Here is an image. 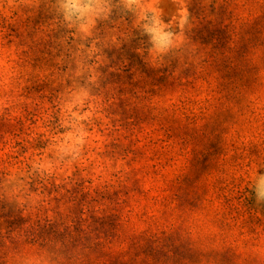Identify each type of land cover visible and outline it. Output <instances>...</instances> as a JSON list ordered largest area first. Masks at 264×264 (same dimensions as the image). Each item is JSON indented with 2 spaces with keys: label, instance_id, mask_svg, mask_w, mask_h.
<instances>
[{
  "label": "clouds",
  "instance_id": "obj_1",
  "mask_svg": "<svg viewBox=\"0 0 264 264\" xmlns=\"http://www.w3.org/2000/svg\"><path fill=\"white\" fill-rule=\"evenodd\" d=\"M50 2L52 26L62 24L75 37L93 34L110 12L102 0ZM176 2L179 15L165 20L158 0H124L150 34L145 65L162 69L176 60L169 73L157 74L166 79L144 74L148 82L132 97L137 112L124 126L119 114L107 112L113 99L94 90L95 65L87 76L83 66L71 74L34 66L28 45L0 29V114L15 123L25 120V106L39 105L35 124L25 120L23 135L0 142V198L15 199L24 218L11 230L0 228V264H104L90 248L39 228L67 219L71 198L85 192L89 200L118 193L101 206L116 218L120 237L174 232L186 243L188 264H264V42L242 39L264 15V0H217L233 13L227 55L242 70L229 88L208 53L189 43L187 4ZM21 6L8 0L4 15ZM65 9L78 12L70 23ZM37 78L61 86L51 100V93L43 101L26 94ZM41 133L46 144L34 147Z\"/></svg>",
  "mask_w": 264,
  "mask_h": 264
},
{
  "label": "rangeland",
  "instance_id": "obj_2",
  "mask_svg": "<svg viewBox=\"0 0 264 264\" xmlns=\"http://www.w3.org/2000/svg\"><path fill=\"white\" fill-rule=\"evenodd\" d=\"M7 2L8 0H0V29L6 28L7 35L14 37L19 45H28L27 55L34 66L53 69L60 74L75 73L83 66L84 76H87V66L95 65L99 87L94 90L102 93L106 99H113L107 107V112L109 115L119 114L122 126L137 112L132 104V97L136 96L138 88L148 82L144 74L166 79V75L157 74L169 73L176 64L173 59L168 68L156 69L145 65L142 53L146 55L144 49L148 46L150 34L136 24V13L125 7L124 0H102L110 5L107 18L96 22L93 34H85L82 37L73 36L72 30L62 24L52 26L53 12L50 11V0H35V7L31 6L32 0H13L22 6L13 10L11 16L4 15L2 5ZM185 2L188 8L185 33L189 43L196 51L208 53L219 72L223 86L229 88L242 73L239 66L227 55L235 27L232 22L233 13L228 11L226 3L217 6V0ZM157 7L165 20L179 15L177 10L180 5L176 0H158ZM62 15L70 23L68 18L74 20L78 12L75 9H65ZM97 15L103 16L104 13L101 10ZM179 23L177 19L170 30L178 31ZM190 24L192 27H189ZM244 38L253 42H264V15L256 18L244 29L242 39ZM93 40L95 49L89 51ZM54 83L55 81L49 78L34 79L26 94L34 100L43 101L45 96L51 93L47 97L51 100L61 87L57 84L53 88ZM38 114L39 105H34L31 110L25 106V120L35 124L33 117ZM25 120L16 118V122L12 123L6 114H0V142L7 143L5 137L8 135H23L26 131ZM116 122L113 120V124ZM42 137V133L36 137L34 147H43L46 144ZM19 143L17 141L18 145ZM78 183L83 185L84 181L80 180ZM76 191L77 189H74V192ZM258 194L259 185L253 190L250 205L254 206ZM117 195L118 193H98V196L91 200L86 192L83 195H74L71 198L68 218H58L51 223L60 227L68 226L74 237L79 239L76 242L81 248L93 247L96 240H103L106 233L109 242L103 244V250L96 252L98 257L104 258V264H188L189 250L186 243L174 232L146 230L120 237L115 230L116 218L109 213L108 207L101 206L104 200H113ZM59 203L57 199V206ZM22 211L15 199L0 198V228L11 230L14 226H19L24 219L21 216ZM108 244L115 246L105 251ZM120 244L124 246L120 247Z\"/></svg>",
  "mask_w": 264,
  "mask_h": 264
},
{
  "label": "trees",
  "instance_id": "obj_3",
  "mask_svg": "<svg viewBox=\"0 0 264 264\" xmlns=\"http://www.w3.org/2000/svg\"><path fill=\"white\" fill-rule=\"evenodd\" d=\"M39 228L42 233H45V234L51 233L58 237H64L68 241V244H71L72 241L79 240L77 239V237H74L73 231H71V229L68 226L60 227L59 225L55 223L53 224V223L45 222L44 224L39 225ZM103 237H104L103 240H96V242L93 244V247H84V248H90V249L92 248L94 252H97L99 249L100 251L103 250L102 248L103 244L105 242H109L108 235L106 233L104 234Z\"/></svg>",
  "mask_w": 264,
  "mask_h": 264
}]
</instances>
